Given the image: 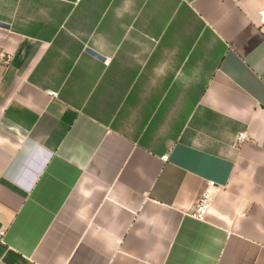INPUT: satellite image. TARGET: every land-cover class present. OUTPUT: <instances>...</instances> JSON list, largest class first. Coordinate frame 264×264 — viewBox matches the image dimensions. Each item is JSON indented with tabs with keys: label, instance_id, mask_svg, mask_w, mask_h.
Here are the masks:
<instances>
[{
	"label": "crops",
	"instance_id": "crops-1",
	"mask_svg": "<svg viewBox=\"0 0 264 264\" xmlns=\"http://www.w3.org/2000/svg\"><path fill=\"white\" fill-rule=\"evenodd\" d=\"M0 23V264H264V0H0Z\"/></svg>",
	"mask_w": 264,
	"mask_h": 264
},
{
	"label": "built area",
	"instance_id": "built-area-1",
	"mask_svg": "<svg viewBox=\"0 0 264 264\" xmlns=\"http://www.w3.org/2000/svg\"><path fill=\"white\" fill-rule=\"evenodd\" d=\"M8 55L6 54V52L4 51L3 46L0 44V66L4 65L8 62ZM108 62H105V65H107ZM48 96L50 97H55L56 94L49 92ZM247 136L245 133H240L236 136L235 138V142L237 145L241 144L242 142H244L246 140ZM163 159L165 160L166 157H163ZM214 186L213 182H207L206 183V188H204L201 193L199 194V196L196 198L192 210L189 213V216L196 221L199 222H203L208 214V210H209V191L210 189H212ZM5 235V231L4 230H0V242L3 241Z\"/></svg>",
	"mask_w": 264,
	"mask_h": 264
},
{
	"label": "water",
	"instance_id": "water-1",
	"mask_svg": "<svg viewBox=\"0 0 264 264\" xmlns=\"http://www.w3.org/2000/svg\"><path fill=\"white\" fill-rule=\"evenodd\" d=\"M5 27H7V26H5L4 24H1L0 23V28H5ZM85 53H87L88 55H90V56L98 59L101 62L104 61V58L103 57L99 56L98 54H96L95 52H93L92 50H90L88 48L85 49Z\"/></svg>",
	"mask_w": 264,
	"mask_h": 264
}]
</instances>
